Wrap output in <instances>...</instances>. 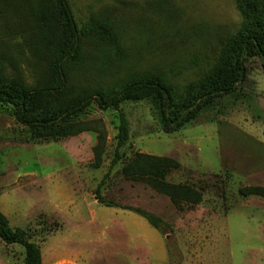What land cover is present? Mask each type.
Masks as SVG:
<instances>
[{
  "label": "rangeland",
  "instance_id": "rangeland-1",
  "mask_svg": "<svg viewBox=\"0 0 264 264\" xmlns=\"http://www.w3.org/2000/svg\"><path fill=\"white\" fill-rule=\"evenodd\" d=\"M42 0H0V69L10 81L42 86L53 58L42 46L35 12ZM79 27L112 26L118 47L84 41V62L70 84L96 92L126 78L161 72L179 85L201 80L241 29L236 0H69ZM40 45V44H39ZM247 78L192 124L166 135L148 101L122 106L130 140L102 187L117 147L119 118L97 103L80 121L91 130L34 140L0 104V212L27 232L42 264H264V64L247 58ZM106 133L101 167L94 149ZM136 154L180 163L167 182L203 194L178 209L171 198L125 179ZM248 196V197H247ZM103 199V203L99 200ZM119 208H109L107 204ZM130 208L162 221L160 228ZM0 264H25V249L0 239Z\"/></svg>",
  "mask_w": 264,
  "mask_h": 264
},
{
  "label": "trees",
  "instance_id": "trees-1",
  "mask_svg": "<svg viewBox=\"0 0 264 264\" xmlns=\"http://www.w3.org/2000/svg\"><path fill=\"white\" fill-rule=\"evenodd\" d=\"M236 4L243 18L242 27L228 40L217 64L201 80L179 85L156 71L133 75L110 88L91 92L71 85L70 71L83 65L85 40L92 38L118 47L112 26L101 20H93L79 27L69 0H42L35 12L40 33L38 47L48 50L53 58L45 73V81L42 86L29 87L23 82L8 80L0 69V104L14 108L17 122L29 131L34 140L73 138L89 132V124L80 121V118L93 103H97L101 110L117 112L118 143L110 171L98 186L99 196L112 169L121 161V149L130 140L129 122L122 111L124 104L150 102L162 131L171 135L194 123L219 99L233 96L239 91L247 78V58L259 57L264 64V0H236ZM95 131L99 133L94 149L95 165L100 168L106 133L96 128ZM180 168L179 162L168 157L136 154L124 166L123 175L131 182L146 184L168 196L178 209L184 205H200L203 201L200 190L167 182L168 176ZM245 195L264 200V189H252ZM107 207L119 208L111 203ZM121 209L135 212L155 228L162 225L161 220L140 210ZM0 239L8 246H22L25 249V264H42L41 251L29 241L27 232L12 229L8 218L1 212Z\"/></svg>",
  "mask_w": 264,
  "mask_h": 264
},
{
  "label": "water",
  "instance_id": "water-1",
  "mask_svg": "<svg viewBox=\"0 0 264 264\" xmlns=\"http://www.w3.org/2000/svg\"><path fill=\"white\" fill-rule=\"evenodd\" d=\"M99 203H103V199L99 200Z\"/></svg>",
  "mask_w": 264,
  "mask_h": 264
}]
</instances>
